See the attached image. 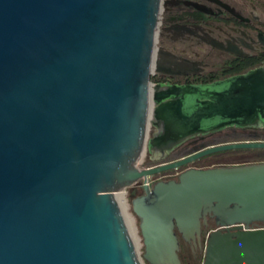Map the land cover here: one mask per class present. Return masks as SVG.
Returning <instances> with one entry per match:
<instances>
[{
    "label": "water",
    "instance_id": "obj_1",
    "mask_svg": "<svg viewBox=\"0 0 264 264\" xmlns=\"http://www.w3.org/2000/svg\"><path fill=\"white\" fill-rule=\"evenodd\" d=\"M163 2L0 0V264H182L180 237L197 247L203 234V264H264V230L249 228L264 224V162L147 185L263 141L139 167L147 150L264 127V66L208 85L152 84ZM128 189L142 256L117 200ZM209 219L216 229L203 233Z\"/></svg>",
    "mask_w": 264,
    "mask_h": 264
},
{
    "label": "flooded vegetation",
    "instance_id": "obj_2",
    "mask_svg": "<svg viewBox=\"0 0 264 264\" xmlns=\"http://www.w3.org/2000/svg\"><path fill=\"white\" fill-rule=\"evenodd\" d=\"M153 85L199 86L247 74L264 66V0H164L159 19ZM155 128L153 127V134ZM237 135L252 136L241 141H263L264 127H231L205 136L188 140L170 153L151 154L150 167L173 162L194 154L207 146L232 142H217L218 137ZM151 136V137H152ZM212 161L209 165H230L212 156L202 158L178 170L168 171L152 178L178 179L189 168H208L199 162ZM222 162V163H219ZM148 168V167H147ZM138 183L135 188L143 193ZM252 230H264V224L254 222ZM212 232L216 229L209 219ZM180 237V236H179ZM194 247L180 237V258L186 264L199 261L197 255L205 252L204 240Z\"/></svg>",
    "mask_w": 264,
    "mask_h": 264
},
{
    "label": "rangeland",
    "instance_id": "obj_3",
    "mask_svg": "<svg viewBox=\"0 0 264 264\" xmlns=\"http://www.w3.org/2000/svg\"><path fill=\"white\" fill-rule=\"evenodd\" d=\"M152 136L151 134V127H150V130H149V138ZM252 137V136H251ZM250 136H247V135H237V136H230V137H218L216 141H214L215 143L217 142H234V141H237V140H247L248 138H251ZM241 142H244V141H241ZM152 165H149L148 164V153L147 151L144 153V155L142 156L141 160H140V163H139V167L140 168H147V167H150ZM167 181V180H166ZM129 190L127 192V195H126V201H127V206H128V211H129V214L132 216L133 220H134V226L136 228V235L138 237V240H139V248H138V252L140 253V255L142 256L143 254V244H142V239H141V236H140V232H139V228H138V220L136 219V217L133 215L132 213V209H131V200L129 199ZM125 196V195H124ZM204 255H205V252H203L201 255H197V258H199V261H192L191 264H203L204 262ZM185 258H186V261L187 263L186 264H189L188 263V256L186 255L185 253Z\"/></svg>",
    "mask_w": 264,
    "mask_h": 264
},
{
    "label": "trees",
    "instance_id": "obj_4",
    "mask_svg": "<svg viewBox=\"0 0 264 264\" xmlns=\"http://www.w3.org/2000/svg\"><path fill=\"white\" fill-rule=\"evenodd\" d=\"M213 157L220 161H228L230 164H242V163H260L264 162V150H235L222 152L213 155ZM212 161L199 162L203 166L210 167ZM222 163V162H219ZM142 194V193H139ZM147 264V263H145Z\"/></svg>",
    "mask_w": 264,
    "mask_h": 264
},
{
    "label": "bare ground",
    "instance_id": "obj_5",
    "mask_svg": "<svg viewBox=\"0 0 264 264\" xmlns=\"http://www.w3.org/2000/svg\"><path fill=\"white\" fill-rule=\"evenodd\" d=\"M125 194H118L117 195V200L119 202V205L121 207V210H122V213L125 217V221H126V224L128 226V229L130 231V234L132 236V239L134 241V244L138 250L139 248V240H138V237L136 235V228L134 226V220L132 218V216L129 214V211H128V206H127V201H126V196H124Z\"/></svg>",
    "mask_w": 264,
    "mask_h": 264
},
{
    "label": "built area",
    "instance_id": "obj_6",
    "mask_svg": "<svg viewBox=\"0 0 264 264\" xmlns=\"http://www.w3.org/2000/svg\"><path fill=\"white\" fill-rule=\"evenodd\" d=\"M160 181H166V179H163V178H156V179H154V178H152V177H150L149 179H148V181H147V185H154L155 183H158V182H160ZM142 183H141V185H140V187L142 188ZM129 190V192H130V189H128ZM128 190H125L122 194H125V196L127 195V192H128ZM118 195V194H117Z\"/></svg>",
    "mask_w": 264,
    "mask_h": 264
}]
</instances>
